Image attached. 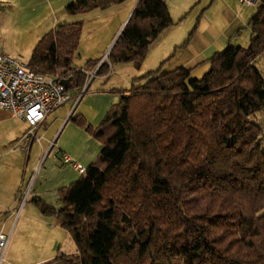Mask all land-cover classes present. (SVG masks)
Listing matches in <instances>:
<instances>
[{
  "label": "trees",
  "instance_id": "16d2710c",
  "mask_svg": "<svg viewBox=\"0 0 264 264\" xmlns=\"http://www.w3.org/2000/svg\"><path fill=\"white\" fill-rule=\"evenodd\" d=\"M127 0H75L70 15ZM173 24L165 0H136L111 47V64L133 62ZM247 47L229 44L191 69L137 79L95 128L98 160L59 191L55 214L75 245L44 264H264V0L248 22ZM81 23L63 24L37 42L35 73H60L82 85L73 65ZM101 65L97 71L101 70ZM49 212V213H50Z\"/></svg>",
  "mask_w": 264,
  "mask_h": 264
},
{
  "label": "rangeland",
  "instance_id": "374dc122",
  "mask_svg": "<svg viewBox=\"0 0 264 264\" xmlns=\"http://www.w3.org/2000/svg\"><path fill=\"white\" fill-rule=\"evenodd\" d=\"M72 1L0 0V53L28 62L41 37L60 25L78 22L82 27L73 65L85 75L82 85L75 86L73 81L68 85L70 101L46 117L47 128L37 129L28 152L16 149L23 168L16 183L15 205L0 215L1 231L10 234L1 264H44L58 254L75 252L70 233L48 209L61 207L59 191L79 177L72 164L63 163L62 156L86 168L98 160L101 143L69 118L79 117L95 128L119 102L120 94L142 83L137 79L149 72L158 71V76L184 67L191 69V78L201 79L213 53L227 44L248 46V22L258 4L215 0L210 5L209 0H195L180 10L181 0H174V5L166 2L173 24L150 45L137 67L133 62L110 65L107 59L136 0L70 15L65 7ZM254 65L264 79V53ZM255 120L264 132V111ZM57 150L61 151L58 155ZM37 200L48 209L42 212Z\"/></svg>",
  "mask_w": 264,
  "mask_h": 264
},
{
  "label": "built area",
  "instance_id": "2783aa9c",
  "mask_svg": "<svg viewBox=\"0 0 264 264\" xmlns=\"http://www.w3.org/2000/svg\"><path fill=\"white\" fill-rule=\"evenodd\" d=\"M258 0H239L241 4ZM78 70V69H77ZM57 73L53 76L35 73L28 68L27 62L13 59L0 53V110L10 112L27 125V130L19 140V148L27 153L35 140V132L45 118L70 101L71 97L61 83L65 80ZM71 81L69 84H71ZM60 150H57L58 155ZM64 164H72L78 175L85 168L73 162L66 155L62 156ZM10 234L0 231V264L9 244Z\"/></svg>",
  "mask_w": 264,
  "mask_h": 264
},
{
  "label": "crops",
  "instance_id": "0c3cea01",
  "mask_svg": "<svg viewBox=\"0 0 264 264\" xmlns=\"http://www.w3.org/2000/svg\"><path fill=\"white\" fill-rule=\"evenodd\" d=\"M194 1L195 0L179 1L180 4L178 5L180 7V10H182L184 6L186 8V6L192 4ZM209 1L210 5L215 2V0ZM166 2L174 5V0H165V3ZM94 11L90 13H93ZM42 127L47 128L45 120L42 124L38 126V128ZM26 130L27 125L25 124V122L14 117L8 111L0 110V215L2 212H5L6 210L14 207L15 205V191L17 188L16 183L18 181L20 171L23 168V162L19 160L16 149H20L19 140Z\"/></svg>",
  "mask_w": 264,
  "mask_h": 264
},
{
  "label": "water",
  "instance_id": "95a60500",
  "mask_svg": "<svg viewBox=\"0 0 264 264\" xmlns=\"http://www.w3.org/2000/svg\"><path fill=\"white\" fill-rule=\"evenodd\" d=\"M122 30V29H121ZM120 30V31H121ZM71 81V78H68V79H65V80H61L60 83L66 88L68 89V85H69V82Z\"/></svg>",
  "mask_w": 264,
  "mask_h": 264
}]
</instances>
